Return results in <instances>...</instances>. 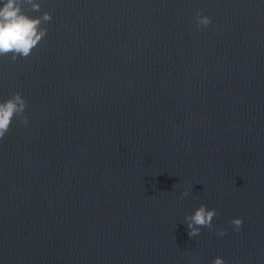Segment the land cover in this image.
<instances>
[{"label": "water", "instance_id": "water-1", "mask_svg": "<svg viewBox=\"0 0 264 264\" xmlns=\"http://www.w3.org/2000/svg\"><path fill=\"white\" fill-rule=\"evenodd\" d=\"M35 2L46 36L0 56L28 119L0 139V264H264V0Z\"/></svg>", "mask_w": 264, "mask_h": 264}, {"label": "clouds", "instance_id": "clouds-1", "mask_svg": "<svg viewBox=\"0 0 264 264\" xmlns=\"http://www.w3.org/2000/svg\"><path fill=\"white\" fill-rule=\"evenodd\" d=\"M0 56L11 54L12 60L18 57L26 58L31 55L41 40L46 36L47 30L42 24L50 22V13L44 12L40 16H29L24 11V6H30L33 12L40 11V4L35 0H0ZM197 26H207L211 20L207 16L197 13ZM26 100L19 92L13 94L7 100L0 102V139H3L9 131L14 118H19L24 124L28 123L27 116L24 115ZM186 190L182 193V198L188 196ZM217 216L216 209H208L205 204H201L194 213L185 217L187 222L188 235L190 238L200 234L201 228L213 227L212 221ZM231 224L235 231H239L243 220L233 218ZM225 229L220 228L218 234L225 235ZM212 264H225L221 257H216Z\"/></svg>", "mask_w": 264, "mask_h": 264}]
</instances>
